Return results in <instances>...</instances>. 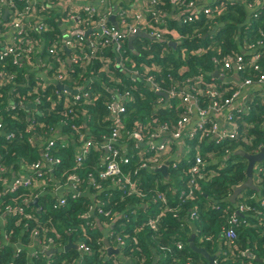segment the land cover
<instances>
[{"label": "trees", "instance_id": "1", "mask_svg": "<svg viewBox=\"0 0 264 264\" xmlns=\"http://www.w3.org/2000/svg\"><path fill=\"white\" fill-rule=\"evenodd\" d=\"M164 1L168 5L166 11L174 6L172 0ZM27 2L28 0H19V10L38 5ZM57 6L53 0L45 10L35 8L37 14L44 16L43 21L50 23L52 30L33 32L31 39H43L46 49L58 44V54L51 56L58 60L67 57L69 51L62 47L64 34L59 24L60 13L54 9ZM92 6L94 8V4ZM124 7V0L118 1L111 8V16L105 13L104 5L98 8L109 18L114 16L119 29H123L118 9ZM81 10L80 14L85 21L91 22L85 8ZM98 13L99 11L93 17L94 21H98ZM248 15V9L240 0L231 5L224 15L204 20L197 25H180L174 17L166 15L165 21L182 33L176 46L169 45L168 42L137 38L133 42L134 52L129 49L127 40L124 51L118 55L112 50V43H103V48L99 50L98 56H94V61L76 67L72 77L61 85L71 91L87 84L96 94V101L75 104V113L66 118L63 106L52 110V102L61 98L60 92L63 91L52 83L43 93L45 98L41 107L42 114L33 113L30 117L26 107L18 106L13 113L4 115L2 122L6 127L3 133L0 132V165L5 168L4 173L0 172V218L5 221L3 226L0 225V238L4 232L9 237L10 244L0 249V264H71L79 257L74 249L58 252L53 257L44 253L33 254L32 257L29 255L32 250L28 248L22 252H16L13 248L14 243L31 247L41 243L48 245L50 240H53V248L57 249L66 250L69 240L86 246L89 252L85 254L83 264H209L204 256L190 248L192 236L195 237L194 244L197 248L205 249L210 256H217L216 264H264V169L260 171L264 162L258 164L254 172V182L256 180L259 191L248 190L238 197L236 203L230 201L235 188L247 180V160L238 156L237 152L244 151L254 155L264 148V90L256 88L253 93L247 91L241 103L236 106V109L240 108L234 113L238 131L236 136L227 139L220 146H216L213 139L203 142L201 156L205 167L202 178L194 176L196 188L193 200H178V193L175 192V189L185 187L191 180L188 171L184 170V163L178 164L177 169L171 168L166 182L163 181L160 169L157 172L153 170L156 172L153 173L154 176L161 180L156 182L154 176L147 177L145 170L135 174L140 166L138 163L148 159L144 155L140 157V161L133 158L131 165L122 166V171L133 177L138 190L144 195L142 197L124 191L122 187L117 188L113 179H106L100 181V192L91 190L90 195L96 194L95 200L88 194L74 197L72 193H67V206L61 207L57 206L58 201L50 195L42 196L39 199V212L34 205L21 203L24 197L32 198L30 192L10 195L8 189V181L12 179L13 172L19 174L26 163L32 165L41 160V145L31 140L33 134L26 132L33 123L37 127L34 136L41 138L42 129L47 134H54L60 128V122L67 121L68 125L61 132L63 136L54 139L56 146L53 153L55 158L62 160L55 169L54 176L63 183L67 175L74 172L75 158L81 153L80 145L75 150L69 142H64L68 141L66 135L72 134L79 138L84 134L87 136V131L89 139L96 140L110 134L111 108L116 100L123 101L125 94L132 96L130 102H123L127 106L124 120L128 129L132 132L140 131L139 125L147 126L149 133L163 125L174 126L184 117L189 103L183 100V96L190 90V85L196 86L194 97L198 108L204 110L213 105L209 93L212 89L219 90L217 101L231 97L240 85L228 79L232 68H225L221 60L239 55L247 59L249 55H245V51L248 52L252 44L264 42V16L248 23ZM108 28H115L110 20ZM249 28L253 31L250 34L247 33ZM214 31L215 34H212ZM1 45L0 43V49ZM260 51L264 52V49ZM119 59L123 68L117 67ZM0 60V67H6L10 73L22 78V83L23 80L28 82L24 70L13 64L11 56H0ZM134 71L138 73L136 77L132 74ZM215 71L222 73L225 79L216 78ZM250 73L247 77L255 79L256 72ZM149 78H153L158 84L160 93H156L147 83ZM14 88L8 86L0 94V112L10 101H19ZM173 91L178 93L176 98L171 96ZM161 93L168 96V102H165ZM46 95L51 96L53 101H49ZM70 97L72 99L73 96ZM246 111L249 112L250 119L247 118ZM15 115L16 120L13 118ZM71 125H79V133L71 130ZM10 133H14L15 137L7 139ZM93 156H96L95 160L99 156L103 160L104 152H96ZM92 157L86 167L78 172L81 185L79 189L82 193L90 188L91 178H97L100 171L97 161L91 162ZM183 162L186 163L185 160ZM41 170L46 173L43 168ZM158 193L168 199L169 206L166 207L159 201ZM9 205L23 208L25 213L10 217L5 210ZM242 205L245 211L238 214L236 210ZM93 209L96 211L91 215ZM98 209L103 212L99 213ZM192 213L198 216L195 221H190ZM159 214L161 218L154 231L147 227V223ZM118 215L123 217L114 225V236L108 237L107 241L109 247L119 249V254L111 253L108 256L106 237L96 228V221L104 226L111 225ZM233 218L237 219L236 227L231 223ZM84 227L86 236L83 237L80 234ZM232 227L236 237L227 240L225 234ZM120 241L125 244L120 245ZM180 243L183 250L178 249ZM246 253L253 255L258 261L250 259Z\"/></svg>", "mask_w": 264, "mask_h": 264}, {"label": "built area", "instance_id": "2", "mask_svg": "<svg viewBox=\"0 0 264 264\" xmlns=\"http://www.w3.org/2000/svg\"><path fill=\"white\" fill-rule=\"evenodd\" d=\"M53 0H28V4H36L37 6L27 7L25 10H19L18 2L19 0H0V8L7 7L9 9V22L6 28L12 33L11 39L7 40L1 45L0 56H11L13 58V64L22 68L24 74L26 75L28 82L22 78H18L16 74L10 73L6 70V67H0V94L8 86H14V91H16L19 101H10L6 107H4L0 112V132H4L6 127L2 122L4 115L6 113H13L16 107H26L30 106L27 110L31 114L37 113L42 114L41 107L44 104V94L47 88L53 83L57 87L58 85L64 84L70 77L76 67H82L87 65L88 62L94 61V56H98V52L103 48V43H108L111 45L112 50L118 55L124 51L126 41L130 34L135 33L140 30L154 40H166L169 43H175L181 40L182 33L176 27H172L168 22L165 21L168 11H166L167 4L164 0H124L125 6L122 9H118L121 16V24H123V29H111L108 28V17L112 15L111 8L114 4H117L120 0H54L58 4L54 8L59 12L60 20L59 24L62 27L63 24L66 27V32L64 34L63 50L69 51V55L65 58L52 59L51 56H55L59 52V45L53 44L51 47L44 46V40H32L31 34L33 32L43 33L46 30H52L50 23L44 22V16L36 13V9L45 10L46 7H50ZM174 6H172L176 20H178L180 25H191L199 24L204 20H211L215 17H220L224 15L226 11L229 10L230 6L239 0H172ZM248 9L249 15L251 17L250 23L261 19L264 16V4L260 3V0H240ZM94 4V8L93 5ZM104 5L105 13H101L98 7ZM36 8V9H35ZM89 13L91 22H86L84 17L80 14L81 9ZM98 21H94L93 17L96 12ZM62 14V15H61ZM220 26V25H219ZM80 32V34H78ZM253 31L249 28L248 34ZM88 34V36H85ZM213 34V33H212ZM93 35V36H92ZM171 38V39H170ZM264 49V42H257L252 44L249 51H245V55H249L246 59L243 56L237 57H224L221 63L225 68H232V72L240 77V87L234 92V94L224 100L217 101L218 89L210 90V95L212 100V107L210 109L204 110L198 108L197 99L194 94L197 91L196 86H188L190 90L186 95L183 96V100L189 103L185 111L184 117L176 123L174 126L163 125L153 133H149L147 126L140 128V131H130L124 120L127 114V106L125 101L130 102L132 96L128 93L122 99L116 100L113 103L112 109V127L110 134L102 137L101 139L90 140L84 134L79 138L72 134H67L68 141H73L75 145H80L81 153L75 158V168L73 173H69L65 182L58 180V185L63 187L62 192L72 190L77 194L82 195L80 191V177L78 172L83 169L88 164V160L96 152H104L103 160H101L104 165L102 169L98 172L97 178H91L90 189L96 192L101 191L100 181L113 179L117 188L122 187L124 191H128L131 194H138L139 196H144L141 191L138 190L136 182L133 180L131 174H125L122 171V166L131 165V160L136 157V155L128 154L124 152V144H130L134 149L139 150V147L144 144H149L148 149L142 151V155L148 156L146 161H143L140 166L136 169L135 174L141 170H158L161 169L166 162H170L174 158V148L176 144H179L180 149L183 151V155L180 161L172 164V169H177L178 164L184 163V170L188 171L191 178L190 182L186 184L185 187L180 188L178 191V200H193L195 198V188L197 178L203 177V169L205 167V162L201 156V146L204 141L208 139H213L216 146L222 145L227 139L233 138L238 134L235 125V115L234 113L239 111L236 106L241 103L244 96L242 95L243 89L247 91L255 92L257 90H264V52L260 51ZM89 51V52H88ZM88 52V54H87ZM47 54V55H46ZM2 62V60H0ZM117 67L123 68L120 63V59L117 62ZM250 72L255 73V79L248 78L247 75ZM261 72V73H260ZM257 73H260L257 75ZM136 77L138 75L137 71L132 72ZM251 74V73H250ZM223 80L224 75H220ZM192 81H187L190 83ZM156 93H160V88L153 78L147 80ZM89 84V83H88ZM84 87H79L74 90H69L63 88L60 92L61 98L52 100L49 95L47 99L52 102V110H56L57 106H63L65 108L64 116L67 118L70 114H74V105L87 103L88 101H96L97 96L93 93L91 87L88 85H82ZM76 92V93H75ZM73 93V94H72ZM161 93L160 95H162ZM70 96H73L72 99ZM172 98H176L178 93L171 92ZM196 96V94H195ZM215 100V101H214ZM166 102V101H165ZM164 105H167L164 103ZM33 106V107H31ZM116 106V108H115ZM243 109V108H242ZM82 110V109H81ZM245 114L247 118L250 119L249 112L246 111ZM194 115L197 117L194 121ZM16 120V115L13 116ZM246 118V120H247ZM31 119V118H30ZM220 121L225 122L228 126L229 131L221 130ZM247 123V122H246ZM67 121L60 122V131L67 126ZM71 130L79 133L80 126L71 125ZM37 127L31 124L26 130L27 133L33 134L31 138L32 141L38 142L41 145L39 152L41 154V160L32 165H26L22 169L23 172L20 175L15 176L13 179L8 181L9 194H20L23 192H30L32 198L24 197L21 200L23 205L31 204L34 200L41 198L46 193L52 192V187L54 181L51 180L49 176L50 171L57 168L58 165L62 163L60 158H55L53 153L55 151L56 142L54 139L49 140V135L54 137L53 133L47 134L43 129L40 132L41 138L34 136ZM63 134L60 133L59 137ZM15 137L14 133L7 135V139H12ZM159 141L162 142L161 145H156ZM179 147L175 149V154L178 152ZM183 160L186 161L183 162ZM225 167V166H224ZM221 167V168H224ZM44 169L46 173H42L41 169ZM51 169V170H49ZM264 167L260 168L262 171ZM5 168L0 165V172L4 173ZM13 174H15L13 172ZM56 179V177L54 176ZM193 179V180H192ZM51 184V186H50ZM159 186V185H156ZM67 188L68 190H65ZM120 191V190H119ZM124 193L123 190H121ZM54 194V193H53ZM158 199L164 206H169V201L161 193H158ZM57 206L65 207L67 206L68 198H63L57 200ZM264 204V203H263ZM6 214L10 217L23 215L25 210L20 207H13L11 205L5 208ZM96 211V209L94 210ZM245 211L244 206H239L236 210L238 214ZM99 213L103 210L98 209ZM109 215V213L107 214ZM123 217V216H121ZM161 218V214L151 218L147 227L152 230L157 229V223ZM190 221H195L198 219L196 213H192L190 216ZM2 218H0L1 221ZM5 221V219H4ZM4 221L3 224L4 225ZM231 223L236 227L238 225L237 219L233 218ZM232 227L226 232L225 238L227 240H232L236 237L235 229ZM114 236L113 231H109L108 237ZM5 242L10 244L9 237L5 235ZM50 244L44 245L38 244L37 253H47L53 246V240L49 241ZM120 245H124L123 241H120ZM183 245L178 244V249L183 250ZM86 254L89 249L86 246H80ZM116 250L117 248H112ZM60 250H64L61 249ZM117 264V263H116Z\"/></svg>", "mask_w": 264, "mask_h": 264}, {"label": "crops", "instance_id": "3", "mask_svg": "<svg viewBox=\"0 0 264 264\" xmlns=\"http://www.w3.org/2000/svg\"><path fill=\"white\" fill-rule=\"evenodd\" d=\"M261 2H263V4H264V0H260V3ZM168 11V15H169V17L170 18H176V15H175V12H174V10H173V8L170 6V8L167 10ZM111 12V11H110ZM249 17L248 18H251L250 17V15H248ZM8 18H9V9L7 8V7H1L0 8V27H1V29H2V31L0 32V43L1 44H3V43H5L7 40H9V39H11V37H12V33L10 32V30L8 29V28H6V25L8 24ZM224 25H226V24H224ZM223 25V26H224ZM61 29H62V31H63V33H65L66 32V27H65V25L63 24V26L61 27ZM233 71V70H232ZM215 72H218V71H215ZM219 73V72H218ZM221 74L219 73V76H220ZM230 76H229V80L230 81H235L236 83H238V84H240V77H239V75H235L233 72H231L230 74H229ZM246 93H247V90L246 89H243V91H242V95L243 96H245L246 95ZM165 97V96H164ZM165 101L166 102H168V96L166 95V97H165ZM196 119H197V117L194 115V121H196ZM97 125V124H96ZM98 126V125H97ZM98 127H100V126H98ZM220 127H221V130H223V131H226L227 129H228V126H227V124L225 123V122H221L220 121ZM56 132L53 134L54 135V137H52L51 135H49V140H51V139H57V137H59V134L61 133V131H60V128H58V129H56L55 130ZM94 133H95V135H98L97 134V131H94ZM87 134H88V132H87ZM64 142H69L70 143V145H71V148H73V149H75L76 150V148H77V145H75L74 143H71L70 141H64ZM162 144V142L161 141H159L156 145H161ZM63 145H65L64 143H63ZM65 146H68V145H65ZM148 146H149V144H144V145H142V146H140L139 147V150H136V149H134L130 144H128V143H125L124 144V152H127L128 154H132V155H136V157H135V159H137V160H141L140 159V157H144L143 155H142V151H145V149H148ZM69 147V146H68ZM179 147V150H178V152L175 154V149L176 148H178ZM180 145L179 144H176L175 145V148H174V158L170 161V162H166L165 163V165L164 166H167L168 167V170H167V173H168V179H169V171L171 170V166H172V164H174V163H177L178 161H180V158L182 157V155H183V151L180 149ZM146 157H148L147 155H146ZM95 158H96V156H93L92 157V161L91 162H96L97 161V168H98V170H101L102 169V167H103V165H104V163L101 161V156H99V159H96L95 160ZM143 161V160H142ZM90 161H88V163H89ZM142 163V162H141ZM141 163H138L139 165L141 164ZM21 170V172L19 173V174H17V173H15V174H13L12 173V179L15 177V176H17V175H20L22 172H23V169L21 168L20 169ZM49 170H51V169H49ZM157 172V171H156ZM156 172H153V170H151V169H147V170H145V174L147 175V177L149 178V176H154V174L153 173H156ZM160 173V172H159ZM99 174V173H98ZM161 174V176L163 177V181L164 182H166L168 179H166L165 177H164V175L162 174V173H160ZM49 176L51 177V180H53L54 181V185H53V187H52V192H50V193H46L47 195H50V197H53V199H56V201L57 200H61V199H63V198H67L66 196H67V193H69L68 191H64V192H62V188L63 187H60V183H59V185H58V180L57 179H55L54 178V170H51L50 171V174H49ZM161 177V178H162ZM255 179V178H254ZM154 180H156V182H159V181H161V180H159L156 176H154ZM254 184H255V186H257L256 185V180H255V182H254ZM158 185V184H157ZM258 187V186H257ZM111 188H113V186L111 187ZM259 188V187H258ZM65 190H68L67 188H64ZM180 189V187H178L177 189H175V192H176V194L178 193V195H179V192L180 191H178ZM91 190L92 189H87L86 191H84V194L85 195H89L93 200H95L96 198V194L94 193V194H92L91 193V195H90V192H91ZM92 191H94V192H96L95 190H92ZM247 191H245V192H243L241 195H244V193H246ZM54 193V194H53ZM47 195H44V196H47ZM175 197H176V195H175ZM244 198V197H243ZM39 199H40V197L38 198V199H36V200H38V206H35L36 208H37V210L40 212L41 211V207H40V204H39ZM35 201V200H34ZM33 203V202H32ZM31 203V204H32ZM93 214H95V211H94V209L92 210V212H91V215H93ZM122 217H121V215H118V216H116V218L114 219V221H113V223L111 224V225H107V226H104L100 221H96V228H98L99 229V231L100 232H102L104 235H105V237H106V240H105V244H106V246H107V248H108V250L109 249H112L111 247H109L108 246V241H107V236H108V234H109V231H112L113 230V228H114V225L117 223V221H119L120 219H121ZM3 221H4V218H2L1 219V224H3ZM0 224V225H1ZM1 226H3V225H1ZM2 228V227H1ZM85 233H86V228L84 227V228H82L81 229V236H86L85 235ZM192 238V237H191ZM6 240H5V234H4V232H2V235H1V238H0V249L2 250V248H4V246L5 245H8V243L7 242H5ZM70 243H73L75 246H78V248H76V247H74V248H71V249H74V250H76L77 252H78V254H79V257L77 258V260L75 261V262H71V264H83V262H84V257H85V252L82 250V249H80V246H81V243H78V242H74V241H72V240H69V242H68V244H67V246L70 244ZM13 248H14V251H16V252H22V251H24V250H27V248L28 249H30V250H32V251H30L29 252V255L30 256H32V257H34V255H37L38 253H37V249H39L38 248V245H34V246H31V247H25V246H23L22 245V243H14L13 244ZM68 250H70V249H67V250H60V249H57V248H52L50 251H48V252H51V254H48V252L47 253H44L45 255H47L48 257H53L54 255H56L58 252H62V251H68ZM114 250V249H113ZM116 250H119V249H116ZM39 253H42V252H40V250H39ZM34 254V255H33ZM108 256H109V252H108ZM251 259V258H250ZM252 259H254L255 261H258V259H255L254 257L252 258ZM216 264V263H215Z\"/></svg>", "mask_w": 264, "mask_h": 264}, {"label": "water", "instance_id": "4", "mask_svg": "<svg viewBox=\"0 0 264 264\" xmlns=\"http://www.w3.org/2000/svg\"><path fill=\"white\" fill-rule=\"evenodd\" d=\"M250 20L251 18L248 19V23H250ZM110 21L111 23L113 24V26L116 28V29H119V27L117 26V23L115 21V18L114 16H112L110 18ZM80 34V32L78 33ZM213 34H215V31L213 32ZM85 36H88V34H85ZM137 38H143V39H149V40H154L152 37H150L148 34L140 31V30H137L135 33L133 34H130L128 36V47L130 50H132L134 52V46H133V42L135 39ZM161 42H167L166 40H161ZM169 45H172V46H176L175 43H169ZM214 76L216 78L220 77L219 76V73L218 72H215L214 73ZM58 88L59 89H63L64 87L61 86V85H58ZM76 93V92H75ZM162 96H165V94H162ZM30 106H27V109L29 108ZM33 107V106H31ZM116 108V106H115ZM237 155L240 156V157H243L245 160H247V167H246V176H247V180L245 183H243L241 186L235 188L231 198H230V201L231 203H236L238 197L245 191H248V190H254V191H259V188L257 186H255L254 184V172H255V168L258 164H261L264 162V148L261 149L260 152H258L257 154H254V155H251V154H247L245 153L244 151H238L237 152ZM167 170H168V167L167 166H163L161 169H160V172L164 175V177L166 179H168V173H167ZM73 192V194L75 196H78L80 197L81 195L77 194L75 191H71ZM32 205L34 206H38V200H35ZM1 224V222H0ZM194 240H195V237L192 236V238L190 239V248H192L195 252L201 254L202 256H204L208 261H209V264H215V261H216V257L217 256H210L206 251L205 249L203 248H197L194 244ZM78 248V246H75L73 243H70L67 247H66V250L67 249H71V248ZM52 252V251H51ZM51 252H48V254H51ZM109 256L111 253H116V254H119V250H113V249H109ZM245 255L249 256L251 259L254 257L253 255H251L250 253H246Z\"/></svg>", "mask_w": 264, "mask_h": 264}]
</instances>
